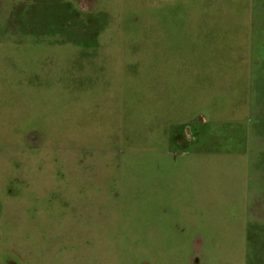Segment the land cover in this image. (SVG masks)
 <instances>
[{
	"label": "rangeland",
	"instance_id": "rangeland-1",
	"mask_svg": "<svg viewBox=\"0 0 264 264\" xmlns=\"http://www.w3.org/2000/svg\"><path fill=\"white\" fill-rule=\"evenodd\" d=\"M0 40V264H264V0H0Z\"/></svg>",
	"mask_w": 264,
	"mask_h": 264
},
{
	"label": "trees",
	"instance_id": "trees-1",
	"mask_svg": "<svg viewBox=\"0 0 264 264\" xmlns=\"http://www.w3.org/2000/svg\"><path fill=\"white\" fill-rule=\"evenodd\" d=\"M67 9L66 6L64 5L61 10H65ZM71 12H73V17H75L77 15V11L73 8H70L69 9ZM72 15V14H71ZM68 15H63V19H65ZM89 24H87L86 26H82L80 29L78 28H74L75 25H73V31H75L76 33H73V39L71 40L72 43H75V44H78V43H84L86 41H88L89 39H95V33L97 34L99 31H100V28L99 29H94L92 31V24H93V19L92 17H89V20H88ZM99 20H96V23L98 22ZM78 29V30H76ZM83 45V44H81Z\"/></svg>",
	"mask_w": 264,
	"mask_h": 264
},
{
	"label": "crops",
	"instance_id": "crops-1",
	"mask_svg": "<svg viewBox=\"0 0 264 264\" xmlns=\"http://www.w3.org/2000/svg\"><path fill=\"white\" fill-rule=\"evenodd\" d=\"M2 43L4 44V46H9V45H11L10 43H8V42H5V41H2V40H0V47H1V45H2ZM3 54V57H6V52L4 53H2ZM7 58V57H6ZM3 114V113H2ZM1 114V116H0V134H3L4 133V136L5 135H7V130L9 129L8 128V124H7V115L6 114H3L2 115ZM8 128V129H7Z\"/></svg>",
	"mask_w": 264,
	"mask_h": 264
}]
</instances>
